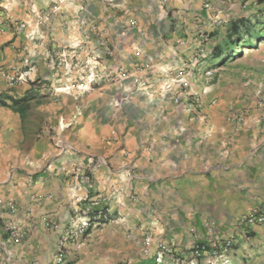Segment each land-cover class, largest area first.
<instances>
[{"label":"crops","instance_id":"0c3cea01","mask_svg":"<svg viewBox=\"0 0 264 264\" xmlns=\"http://www.w3.org/2000/svg\"><path fill=\"white\" fill-rule=\"evenodd\" d=\"M242 2L0 0V92L42 117L0 119V264L49 263L84 210L119 263L234 235L231 264H264V224H238L264 203V60L214 57Z\"/></svg>","mask_w":264,"mask_h":264},{"label":"built area","instance_id":"2783aa9c","mask_svg":"<svg viewBox=\"0 0 264 264\" xmlns=\"http://www.w3.org/2000/svg\"><path fill=\"white\" fill-rule=\"evenodd\" d=\"M220 1L224 3L227 0ZM204 7L208 10L209 4H205ZM18 28L22 29L23 25H18ZM30 73L31 69L29 68L17 77H7L4 74L2 76L7 78L10 84H13L18 81H25ZM173 102L177 105L182 102L187 111L200 105L199 99L193 95L185 96L183 99L176 98ZM7 207L14 211L12 204H7ZM91 223L92 219L88 210H84L82 215L73 222L69 234L70 238L85 236L89 228L95 227ZM238 224L240 227L246 228L264 224V203L257 205L248 215L242 217ZM208 227L211 231L212 226L208 225ZM10 232V239L15 243L20 242L25 236L24 232H18L15 227H12ZM234 244V235H223L205 242L193 243L184 250H176L169 244L155 243L153 237L149 235L144 236L140 243L142 255L147 258H154L155 264H231ZM153 248L154 250H152ZM53 264H67V262L63 255H57Z\"/></svg>","mask_w":264,"mask_h":264},{"label":"rangeland","instance_id":"374dc122","mask_svg":"<svg viewBox=\"0 0 264 264\" xmlns=\"http://www.w3.org/2000/svg\"><path fill=\"white\" fill-rule=\"evenodd\" d=\"M260 1L262 0H243L242 3H238V6L235 8L232 14H235V18L244 14V16H255L258 18L262 17L264 19V14L262 16L257 14V12L262 10L264 7V3L260 4ZM253 44L254 45L251 48L242 49L240 51V55L235 58L234 63L227 67V71L223 72L231 75L234 74V70L236 71L240 69H246V66L255 64L259 60H264V39ZM35 108L36 107L32 106L31 104H28V114L24 119H22L24 124L41 122L42 117L40 114L35 112ZM0 119L5 120L7 123H12L13 112L5 108L0 109ZM52 143L55 144V140H53ZM93 241V239L91 240V236H75L70 238L68 235L65 240H61L59 243H57L55 248L50 252L52 255L49 263L47 264H53L54 258L57 255H63L67 264H121L118 262L116 255H113L115 252H113L110 247L104 248L103 245L95 246ZM35 263L36 262L34 260H29L27 262H17L13 264Z\"/></svg>","mask_w":264,"mask_h":264},{"label":"trees","instance_id":"16d2710c","mask_svg":"<svg viewBox=\"0 0 264 264\" xmlns=\"http://www.w3.org/2000/svg\"><path fill=\"white\" fill-rule=\"evenodd\" d=\"M263 3V1H260V4ZM257 14L262 16L264 7ZM262 19V17L252 16L231 21L227 29L225 49L215 52L214 57L224 61H232L240 55L242 49L251 48L254 45L253 43L264 39V19ZM0 107L17 113L21 119H24L27 115L28 105L26 98L13 99L0 92ZM134 264H155V261L154 258H147Z\"/></svg>","mask_w":264,"mask_h":264}]
</instances>
